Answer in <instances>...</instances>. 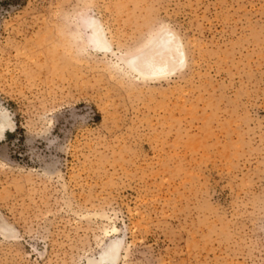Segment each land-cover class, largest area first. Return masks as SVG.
Segmentation results:
<instances>
[{
	"label": "rangeland",
	"instance_id": "1",
	"mask_svg": "<svg viewBox=\"0 0 264 264\" xmlns=\"http://www.w3.org/2000/svg\"><path fill=\"white\" fill-rule=\"evenodd\" d=\"M0 109V264H264V0H0Z\"/></svg>",
	"mask_w": 264,
	"mask_h": 264
},
{
	"label": "bare ground",
	"instance_id": "2",
	"mask_svg": "<svg viewBox=\"0 0 264 264\" xmlns=\"http://www.w3.org/2000/svg\"><path fill=\"white\" fill-rule=\"evenodd\" d=\"M85 29L89 33V43L92 49L103 54L113 50L106 30L99 20L92 17L86 19ZM123 61L127 66L137 71L142 78L158 79L167 78L181 71L186 64V54L180 38L173 31L165 30L146 50L137 55L125 57ZM137 61L139 69L135 66ZM14 129L15 124L8 112L0 109V139ZM120 248V242L113 241L101 252L98 261L95 262L113 264L118 260Z\"/></svg>",
	"mask_w": 264,
	"mask_h": 264
}]
</instances>
